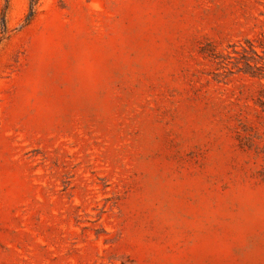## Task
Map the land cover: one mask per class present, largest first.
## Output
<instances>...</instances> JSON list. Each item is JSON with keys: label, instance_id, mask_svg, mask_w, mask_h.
Segmentation results:
<instances>
[{"label": "rangeland", "instance_id": "obj_1", "mask_svg": "<svg viewBox=\"0 0 264 264\" xmlns=\"http://www.w3.org/2000/svg\"><path fill=\"white\" fill-rule=\"evenodd\" d=\"M0 264H264V0H0Z\"/></svg>", "mask_w": 264, "mask_h": 264}]
</instances>
